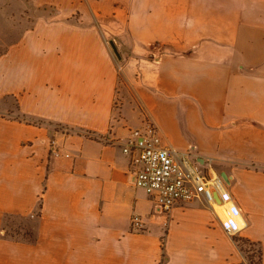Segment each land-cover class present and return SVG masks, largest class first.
<instances>
[{"label":"crops","instance_id":"0c3cea01","mask_svg":"<svg viewBox=\"0 0 264 264\" xmlns=\"http://www.w3.org/2000/svg\"><path fill=\"white\" fill-rule=\"evenodd\" d=\"M0 49V264L246 263L236 238L264 264V0H0ZM147 120L210 161L244 230L216 192L155 211L114 143ZM38 203L36 242L5 235Z\"/></svg>","mask_w":264,"mask_h":264},{"label":"built area","instance_id":"2783aa9c","mask_svg":"<svg viewBox=\"0 0 264 264\" xmlns=\"http://www.w3.org/2000/svg\"><path fill=\"white\" fill-rule=\"evenodd\" d=\"M114 143L129 159L128 173L135 188L143 190L155 211L169 213L177 204L204 199L214 204V193L221 203L214 209L216 218L229 235H236L248 226L245 218L230 207L232 196L212 172L210 161L201 164L192 155V148L179 150L164 142L155 122L147 120L140 128L130 130L129 136ZM56 155L59 154L57 151ZM132 231L144 230L140 216L130 220Z\"/></svg>","mask_w":264,"mask_h":264},{"label":"rangeland","instance_id":"374dc122","mask_svg":"<svg viewBox=\"0 0 264 264\" xmlns=\"http://www.w3.org/2000/svg\"><path fill=\"white\" fill-rule=\"evenodd\" d=\"M21 9V8H20ZM23 9V8H22ZM17 11V10H16ZM21 12V11H20ZM25 12H28V11H25ZM21 17H24L25 18V20L26 19H28V18H31L30 17V15H28V16H26V15H23V16H21ZM21 17L19 18H17L16 20H18V22L20 23L21 22ZM73 17H76V15L75 16H73ZM78 18V17H77ZM72 21H74V18H73V20ZM17 33V32H16ZM16 33H14V35H13V37H12V40H15L16 39V37H17V35H19V32L16 34ZM11 40V39H10ZM112 41V40H111ZM110 42V41H109ZM109 42H107V46H108V49L109 50H111L112 52H113V57L115 58V60L117 61L118 59H117V56L115 55V53H114V51H113V49H112V47H111V45H110V43ZM115 44V43H114ZM116 46V45H115ZM117 48V47H116ZM117 50H118V48H117ZM0 52H1V49H0ZM118 52H119V54H120V57H122V53H121V51H119L118 50ZM123 59V58H122ZM122 60H118V62H121ZM119 100H120V98H119V96L117 97V99H116V108H118V104H119ZM6 116H8V115H6ZM37 209H36V211L34 212V215H33V217H31V216H29L28 218H26V219H24V220H20V219H8V220H6L5 221V223H4V226H3V230H4V232H5V235H8V233H13V230L14 229H17V230H19L20 231V227H23V226H25V225H27V224H30L32 227H35V222L37 221V217H36V214H37ZM21 233H23L22 231H20ZM236 241L238 242V244L240 245V246H243L244 248H246L247 249V251L249 252V254L251 255V251L252 250H254V254H253V261L254 262H256V256H257V249H258V245H256V244H254V245H252V244H248V243H244V242H242V241H240L238 238H236ZM245 254V253H244ZM245 257H246V254H245ZM246 264H249V262H248V260H246Z\"/></svg>","mask_w":264,"mask_h":264},{"label":"trees","instance_id":"16d2710c","mask_svg":"<svg viewBox=\"0 0 264 264\" xmlns=\"http://www.w3.org/2000/svg\"><path fill=\"white\" fill-rule=\"evenodd\" d=\"M37 210L38 211H37L36 217L39 218L40 217V210H41V203H38ZM26 218H28V217L7 215L4 217L3 226H4L5 221L8 219L24 220ZM3 226H2V230H3ZM20 231H22L23 233H21ZM20 231L17 229H14L13 233H8L7 236L14 241L23 240V241H27L28 243L36 242L37 236H36L35 228L32 227L30 224H27L23 227H20ZM244 243H247V242H244ZM248 244H252V243H248ZM252 245H254V244H252ZM241 249L246 254V260H248L249 264H262V253H261L260 246L257 249V256H256L257 260H256V262L253 261L254 250L251 251V255H250L246 248L241 246ZM163 260H164V256H163L162 261ZM240 264H246V263H240Z\"/></svg>","mask_w":264,"mask_h":264},{"label":"water","instance_id":"95a60500","mask_svg":"<svg viewBox=\"0 0 264 264\" xmlns=\"http://www.w3.org/2000/svg\"><path fill=\"white\" fill-rule=\"evenodd\" d=\"M109 43H110V45H111V47H112V49H113L115 55L117 56V58L120 59V54H119V52H118V50H117V48H116L114 42H113V41H110ZM221 178H222L225 182H227V179H228V178H227V176H226L225 173H222V174H221Z\"/></svg>","mask_w":264,"mask_h":264},{"label":"bare ground","instance_id":"6f19581e","mask_svg":"<svg viewBox=\"0 0 264 264\" xmlns=\"http://www.w3.org/2000/svg\"><path fill=\"white\" fill-rule=\"evenodd\" d=\"M217 209H219V206L216 207ZM233 208V207H232ZM236 210V209H235Z\"/></svg>","mask_w":264,"mask_h":264}]
</instances>
